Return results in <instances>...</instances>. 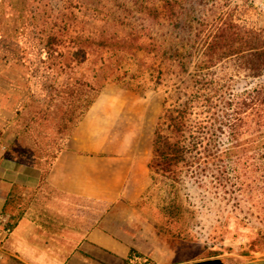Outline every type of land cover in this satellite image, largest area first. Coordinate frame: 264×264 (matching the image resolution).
Listing matches in <instances>:
<instances>
[{
	"label": "trees",
	"instance_id": "1",
	"mask_svg": "<svg viewBox=\"0 0 264 264\" xmlns=\"http://www.w3.org/2000/svg\"><path fill=\"white\" fill-rule=\"evenodd\" d=\"M174 6L173 0H62L56 10L41 14L37 27L56 74L55 94L35 110L36 125L27 121L7 152L42 167L40 191L68 138L110 82L163 92L148 164L153 175L177 182L189 174L204 182L200 174L239 170L248 151L253 154L244 167L264 172V82L239 88L234 83L242 68L251 76L263 74L264 27L228 15L212 33L205 60H188L182 46H169L161 31L179 21ZM229 61L235 75H219L214 68ZM235 155L238 160H232ZM198 264L224 262L211 258Z\"/></svg>",
	"mask_w": 264,
	"mask_h": 264
},
{
	"label": "rangeland",
	"instance_id": "2",
	"mask_svg": "<svg viewBox=\"0 0 264 264\" xmlns=\"http://www.w3.org/2000/svg\"><path fill=\"white\" fill-rule=\"evenodd\" d=\"M173 1L179 21L166 23L161 31L168 34L169 46H182L186 58L190 56L196 61L205 60L204 51L212 33L228 15L244 25L264 27V0ZM61 2L0 0V117L6 119L5 123L0 120V139L9 148L27 121L33 120L32 124L36 125L35 110L55 94L52 84L56 83V74L46 62L45 41L37 21L42 13L56 10ZM230 65L229 61L214 69L219 75L234 76L236 70L231 72ZM202 70L210 71L205 66ZM238 74L234 82L236 88L264 82V72L260 76H251L242 68ZM103 92L109 93L117 102L114 104L116 118L107 123L109 136L116 142L115 149L126 153L132 148L149 152L150 156L148 160L142 158L136 166L138 175H134L136 203L132 213L136 225L140 226V221L147 219L154 222L163 242L177 249L175 259H197L226 252L239 258L264 256V183L260 181L258 185L253 181L264 179V172L248 171L243 165L253 152L248 151L241 159L239 170L218 169L207 175L200 174L204 182L189 174L177 182L153 175L148 164L152 157L155 126L163 108V92L152 88L141 92L116 82L108 83ZM3 113L12 115L6 118ZM62 134L60 132L59 136ZM260 151L264 152V149ZM238 158L235 155L232 160ZM38 186L27 192V200L23 195L25 187H17L14 191L11 205L15 215L0 228L4 231L0 236V264H70L68 251L56 254V240H61L64 245H69L70 240L76 245L81 244L85 228L92 224L90 202L88 214H84L83 199L75 200L72 204L77 214L71 217L70 198L56 190V219H53L50 205L48 215L41 216L46 221L33 215L48 230L56 229L54 234L50 232L46 237L43 230L38 234L34 225H27L21 233L11 236L20 217L19 211L29 201L42 197L43 205L47 206L52 199L51 189L40 191ZM77 249L88 253L79 245ZM144 262L152 263V260L144 259Z\"/></svg>",
	"mask_w": 264,
	"mask_h": 264
},
{
	"label": "crops",
	"instance_id": "3",
	"mask_svg": "<svg viewBox=\"0 0 264 264\" xmlns=\"http://www.w3.org/2000/svg\"><path fill=\"white\" fill-rule=\"evenodd\" d=\"M116 103L109 93L100 94L47 174V184L43 188L52 190V199L47 206L43 205L42 197L29 201L19 211L20 217L11 230V236L21 233L27 225H34L38 234L43 230L46 237L50 232L54 234L56 229L48 230L33 215L37 214L46 221L41 216L48 215L50 205L53 219H56L57 190L70 198L71 217L77 214L72 204L75 200L83 199L84 214H88V203L92 205V224L85 228L81 244H78L88 253L77 249L78 245L72 240L69 245L56 240V254L68 251L70 264H198L211 258H222L224 264H264V256L239 258L229 252L197 259H175L177 249L163 242L154 222L147 219L140 221V226L136 225L132 213L136 203L134 175H138L136 166L142 158L148 160L150 156L149 152L132 148L126 153L115 149L116 142L109 136L107 123L116 118ZM11 115L5 114L6 118ZM0 120L6 122L1 117ZM8 148L0 139V228L15 215L11 202L16 188L25 187L23 195L27 200V192L37 189L43 174L42 167L38 165L8 157ZM3 234L1 230L0 236ZM144 259H151L152 263H143Z\"/></svg>",
	"mask_w": 264,
	"mask_h": 264
}]
</instances>
